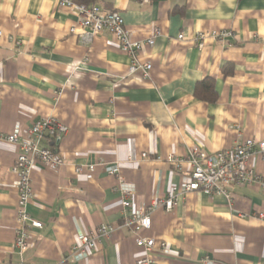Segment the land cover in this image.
Instances as JSON below:
<instances>
[{"label":"crops","instance_id":"0c3cea01","mask_svg":"<svg viewBox=\"0 0 264 264\" xmlns=\"http://www.w3.org/2000/svg\"><path fill=\"white\" fill-rule=\"evenodd\" d=\"M101 3L121 14L133 40L157 27L154 44L140 51L152 65L147 76L128 73L129 56L110 32L83 44L70 32L77 16L57 0H0V133L26 131L47 115L68 127L57 148L64 165L36 166L32 174L27 211L42 227L22 255L13 245L17 147L0 140V264H135L139 235L166 245L158 264H202L204 256L209 264H264L261 182L230 185L231 204L222 195L186 193L170 211L151 212L149 230L134 231L114 202V175L103 167L74 172L80 164L117 163L132 183L133 202L149 205L187 181L191 147L211 152L264 137V0ZM201 29H229L234 38L200 51L188 38ZM207 77L214 79L213 102L194 94ZM172 153L182 160L179 168L167 161ZM253 164L264 181V160L257 156ZM101 224L112 231L95 251L70 254L78 232Z\"/></svg>","mask_w":264,"mask_h":264},{"label":"built area","instance_id":"2783aa9c","mask_svg":"<svg viewBox=\"0 0 264 264\" xmlns=\"http://www.w3.org/2000/svg\"><path fill=\"white\" fill-rule=\"evenodd\" d=\"M57 3L59 7L67 8L77 16L78 21L70 27V32L77 33L83 44L90 45L96 35L108 31L114 36L120 49L129 56L128 73L140 71L144 76L148 75L152 65L149 60L142 59L140 51L144 46L154 44L156 26L149 37L133 40L121 14L117 10L106 8L101 0H96L88 6L77 4L74 0H57ZM178 38L183 39L184 35L180 33ZM232 38L234 33L229 29H201L194 31L188 39L201 51L209 42L225 45ZM10 40L15 45L21 42L13 37H10ZM67 132L68 127L64 123L52 115H47L35 120L26 131L16 127L8 133H0V140L17 147L16 157L11 166V172L17 177V211L13 245L20 255L35 246L34 230L42 227V222L33 218L27 211V205L33 197L32 174L36 166L58 171L64 165V157L57 148ZM141 156L147 159L149 154L144 152ZM257 156L264 160V137L238 140L231 149L211 152L193 146L184 158L189 164L187 181L182 185H172L163 197L154 198L149 205L133 202L135 192L132 183L126 180L117 163L111 166H106L103 161L80 164L74 167V172L90 175L95 172L96 167H103L114 175L117 180L113 187L117 195L114 202L124 211L125 223L132 224L134 231H141L150 229L151 212L159 209L170 211L186 193L204 191L208 194L222 195L228 204H231L233 195L228 189L230 185L246 186L257 182L264 184L253 164V159ZM167 161L174 168H179L182 163L180 157L173 153L168 156ZM258 216L264 220V212H259ZM111 231L109 225L101 224L96 232H78L70 248V254L87 256L97 249L98 240ZM135 244L140 249L135 264H158L157 256L166 251V245L163 242L157 243L152 236L139 235ZM201 262L209 264L211 258L204 256Z\"/></svg>","mask_w":264,"mask_h":264},{"label":"trees","instance_id":"16d2710c","mask_svg":"<svg viewBox=\"0 0 264 264\" xmlns=\"http://www.w3.org/2000/svg\"><path fill=\"white\" fill-rule=\"evenodd\" d=\"M77 4L91 5L96 0H74ZM149 1V0H148ZM194 94L197 98L213 102L216 100V91L214 89V79L213 78H204L197 82Z\"/></svg>","mask_w":264,"mask_h":264}]
</instances>
